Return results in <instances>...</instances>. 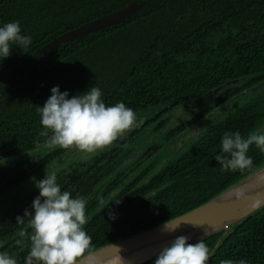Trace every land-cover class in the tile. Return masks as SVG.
Listing matches in <instances>:
<instances>
[{"label":"trees","instance_id":"trees-1","mask_svg":"<svg viewBox=\"0 0 264 264\" xmlns=\"http://www.w3.org/2000/svg\"><path fill=\"white\" fill-rule=\"evenodd\" d=\"M133 1L145 4L129 19L38 52L60 34ZM17 20L31 44L25 50L13 45L11 55L0 58V158L47 145L37 109L54 86L68 91L69 98L96 86L106 106L124 102L135 113L160 108L84 166L60 170L61 191L84 197L85 213L96 214L83 228L91 237L89 252L189 211L264 165V152L255 144L247 153L253 159L250 169L224 171L215 159L225 132L239 131L244 138L253 131L264 133V92L256 94L264 87L244 94L264 80V0H0V26ZM236 78L209 104L166 129L174 112L181 114L188 103ZM239 100L240 106L223 117L215 113L209 128L202 132L199 127L196 138L181 149L177 143L163 160L177 132L197 127L219 107ZM149 130L165 132L163 143L142 141ZM136 147L144 150L116 171L125 152ZM68 149L48 148L1 164L0 197L81 152L67 156ZM22 209L9 210L8 219L0 215V240H5L0 252L18 264H25L30 251L26 236L11 237L19 230L31 232L26 222H17ZM199 240L212 249L208 264L224 259L264 264V207Z\"/></svg>","mask_w":264,"mask_h":264},{"label":"clouds","instance_id":"clouds-1","mask_svg":"<svg viewBox=\"0 0 264 264\" xmlns=\"http://www.w3.org/2000/svg\"><path fill=\"white\" fill-rule=\"evenodd\" d=\"M30 44L31 37L22 34L20 21L0 26V58L9 57L13 45L25 50ZM51 93L46 103L37 109L41 124L46 129L40 135L48 137L46 144L50 148H75L92 153L111 145L136 124L134 110L124 102L106 106L99 87L92 86L71 98L68 91L61 92L59 86H54ZM221 144L222 151L215 155V159L222 170L243 171L253 165V159L247 154L251 145L255 144L264 152V133L253 131L244 138L239 131L225 132ZM36 187L40 193L32 204L34 212L26 209L24 216L17 217L19 224L27 220L32 229L25 264H80L92 243L82 227L87 223V201L82 196L73 198L70 192L61 191L56 172L47 171L44 179L36 181ZM236 197L247 198L245 193L239 191ZM261 204H264V194H257L254 206ZM115 218L112 214V219ZM178 227L179 224H175L167 230L175 231ZM20 235L25 236L26 233L21 232ZM188 240L189 237L185 235L176 237L170 246L162 248L155 264H208L211 253L206 243L199 240L192 244ZM0 264L18 262L5 251L0 252ZM220 264H247V261L224 259Z\"/></svg>","mask_w":264,"mask_h":264},{"label":"water","instance_id":"water-1","mask_svg":"<svg viewBox=\"0 0 264 264\" xmlns=\"http://www.w3.org/2000/svg\"><path fill=\"white\" fill-rule=\"evenodd\" d=\"M144 4L145 2L133 1L120 9L87 21L55 37L41 46L38 52L53 49L66 41H73L90 32L101 30L108 25L125 21L132 15L137 14ZM239 80L240 78L229 80L209 90L195 101L188 103L187 108L190 109V113L209 104L219 91L230 84L237 83ZM263 87L264 80L253 85L244 94L249 91H257ZM159 109V107H155L137 112L136 124ZM48 148L50 147L47 145L40 146L10 157L0 158V161H5V163L15 162L43 152ZM51 148L57 149L60 147ZM77 152L80 151L75 148H69L66 155L71 156ZM5 163H0V165ZM238 191L245 193L247 198H237L236 193ZM257 194H264V165L212 199L201 203L189 211L150 228L95 248L81 258L80 264H143L157 257L162 248L170 246L171 242L178 236H188V243H191L218 230L230 229L235 223L264 207V204H261L259 207L254 206ZM175 224H179V227L175 231L167 230Z\"/></svg>","mask_w":264,"mask_h":264},{"label":"rangeland","instance_id":"rangeland-1","mask_svg":"<svg viewBox=\"0 0 264 264\" xmlns=\"http://www.w3.org/2000/svg\"><path fill=\"white\" fill-rule=\"evenodd\" d=\"M264 92V89L257 92L256 94L258 95L259 93H263ZM242 102L239 100V102H234V103H230L228 105H224L222 107H219V109L208 115L207 117L203 118L202 119V122L199 123V124H196L198 125L197 127H190V128H184L181 132H177L176 134V141H171L170 143H167L170 145V150H168V154L166 155V157L168 158V156L170 155V153L173 152V148H176L178 147L177 146V143L179 145H181L180 147H183L184 145H187L193 138H196L198 135H199V132L201 131L202 129V132L204 130H206L207 128H209V126L213 123L214 119L217 117L216 115H220V116H225L227 115L228 113H230L232 110L236 109L239 105H241ZM190 113V109L186 108L185 110L182 111V113L180 114L179 112H174L173 115H172V118L170 120V122L168 123V125L166 126V129L168 131H171L173 130L174 128L177 127V124L179 123V121L181 119H179V117H184V116H188ZM215 113H217L215 115ZM145 119V118H144ZM143 119V120H144ZM215 122V121H214ZM141 123V120L136 124V126ZM194 125V126H196ZM201 129H200V128ZM132 131V129H130L129 131L125 132L126 136L128 133H130ZM125 134H122L119 138L120 140L124 139ZM164 136H165V132H162L161 131H152V130H149L148 132L146 133H143L141 138H142V141H144L145 143L147 142H152V141H156L157 143H160L162 144L163 143V139H164ZM138 140H136L135 142H137ZM186 141V142H184ZM112 145H109L103 149H100V150H97L95 152H92V153H88V152H84V151H81L80 153H78L75 157H74V160L73 161H68L67 159H63V160H60V161H56L52 164H50L49 166H47L42 172H40L39 174H37L34 178L35 179H32L31 182L29 183H26V184H22V185H19L22 187V190L23 191H30L31 188L33 189L34 187H36V181L37 180H42L46 177V174H47V171L49 173L51 172H58L59 170H62L64 167H69L70 164L74 165L75 167H80V166H83V164L85 162H89L91 161L95 156L99 155L101 153L102 150H107L109 148H111ZM179 147V148H180ZM144 150L143 147H136L133 151H130V152H125V158L124 160L120 163V165L118 166V168L116 169V171H120L122 169H125L131 161H134L136 159V154H139L141 153L142 151ZM136 152V154H134ZM128 155H132L131 157L127 158ZM165 159V157L163 158V160ZM104 184V182H102L100 184V186H102Z\"/></svg>","mask_w":264,"mask_h":264},{"label":"flooded vegetation","instance_id":"flooded-vegetation-1","mask_svg":"<svg viewBox=\"0 0 264 264\" xmlns=\"http://www.w3.org/2000/svg\"><path fill=\"white\" fill-rule=\"evenodd\" d=\"M240 106V105H239ZM145 120V119H144ZM136 128V124L131 128L132 129V131L134 130ZM131 131V132H132ZM130 132V133H131ZM130 133H128L127 134V136L130 134ZM125 134V133H124ZM125 136H126V134H125ZM184 142H186V141H184ZM181 146V145H180ZM183 147H185V145L183 146ZM183 147H180L179 149H181V148H183ZM178 149V150H179ZM103 151V150H102ZM101 151V152H102ZM175 152V151H174ZM169 157H170V155L168 156V158L166 157L165 159H169ZM83 166H84V164H83ZM82 167V166H81ZM40 172H42V171H40ZM40 172H37L36 174H34L33 176H31V177H29L28 179H26L22 184L24 185V184H26V183H29V182H31L32 181V179L37 175V174H39ZM61 173V171L59 170L58 172H57V178H58V176H59V174ZM116 176V175H115ZM115 179V177L113 178V179H111V181L112 180H114ZM58 180V179H57ZM21 184V185H22ZM104 185V184H103ZM103 185L102 186H100L99 184L97 185V187L95 188L96 190L97 189H100V188H102L103 187ZM39 193H40V190H39V188H37V187H34L33 189L31 188V190L30 191H23L22 190V187L21 186H18V187H16V188H14V189H12V190H10L8 193H6L4 196H2V197H0V215H2L3 213H5V216H7V219L9 218L8 217V213H9V210H11V209H13V208H15V207H19L20 205H22L23 206V209L22 210H24V212H23V215H24V213H25V210L27 209V210H29V211H33L34 212V209L32 208V203H33V201H34V199L37 197V196H39ZM86 200V199H85ZM7 212V213H6ZM86 214V217H87V222L89 221V219H91L92 217H94L96 214H94V211H92L90 214L89 213H85ZM25 222L27 223V227H29V228H31L30 226H29V224H28V222H27V220H25ZM83 228L85 227V225H83L82 226ZM28 228V229H29ZM31 230V232H32V229H30ZM21 232H23L24 233V230L22 231V230H19L17 233H15V234H13L11 237L13 238V237H17L18 236V234H20ZM31 232L29 233V234H26L25 236L28 238L30 235H31ZM0 242L1 243H5V240H0ZM24 247H26V245H24L23 246V248ZM209 250H210V253L212 254V249L211 248H209ZM215 251V250H214ZM158 257V256H157ZM155 260H156V257L155 258H153V259H151V260H149V263H147V264H155ZM148 262V261H147Z\"/></svg>","mask_w":264,"mask_h":264}]
</instances>
